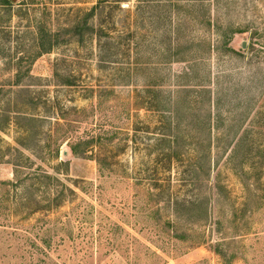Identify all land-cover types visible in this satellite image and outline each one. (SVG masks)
Instances as JSON below:
<instances>
[{"label":"rangeland","instance_id":"374dc122","mask_svg":"<svg viewBox=\"0 0 264 264\" xmlns=\"http://www.w3.org/2000/svg\"><path fill=\"white\" fill-rule=\"evenodd\" d=\"M100 1L16 0L3 20L12 33L0 36V182L33 172L15 177L16 165L41 167L75 195L56 206L0 187V264H264V0H130L123 10L111 0L87 26ZM39 23L62 45L35 58ZM93 24L111 34L102 49ZM17 49L21 81L6 61ZM195 86H212L229 116L213 122L211 177L196 132L165 120ZM79 142L82 157L70 148Z\"/></svg>","mask_w":264,"mask_h":264},{"label":"trees","instance_id":"16d2710c","mask_svg":"<svg viewBox=\"0 0 264 264\" xmlns=\"http://www.w3.org/2000/svg\"><path fill=\"white\" fill-rule=\"evenodd\" d=\"M111 0H101L97 5L93 6L90 10L86 11V22L87 26L89 25L90 18L93 19L94 16H96L97 12L100 11V9L105 8L104 6L106 3H109ZM130 2V0H115L114 5L118 7L120 10H123V4ZM16 3V0H0V36L7 34H11L8 32V28H6L3 24L5 23V18L7 16H12L14 15L13 13V8ZM147 2H139L137 9H136V14L138 15L140 12L142 13L146 9L149 8ZM4 20V21H3ZM3 21V22H2ZM85 22V23H86ZM7 30V32H6ZM35 38L37 42V55L35 58H39L45 54L52 53L55 49L60 47L62 44L59 42V33L54 32V30L47 28V26L43 25L42 23H39L37 27H35ZM11 31V30H9ZM89 31L91 32L92 38H96L97 42L100 45V49H102L103 46H107L109 44V40L106 41V39H110L111 34H107L106 29L103 26H95L94 24L90 26ZM230 44H228V47ZM4 46V44H3ZM2 47V44L0 42V48ZM6 47V44H5ZM231 51H234L232 48H229ZM1 54L4 55V49L0 50ZM13 51V50H12ZM173 51L178 53V50L173 48ZM3 53V54H2ZM19 49H17V54L18 55L16 58L15 56L10 57V59L6 58V61L9 65L11 66H16L17 67V80L21 81V76H22V70H21V65L23 64L24 58L20 56L22 54ZM103 59V58H101ZM6 63V64H7ZM193 66L189 67V71L185 73V77L189 78L193 76L195 78L197 71L200 69L202 66V61L196 60L194 62ZM29 73V72H28ZM67 86H72V82L68 80L66 83ZM192 91L185 92V95L183 96L182 100L179 102V104L176 106L174 111L171 113L170 116L166 117L165 120L167 121L169 128H171L175 131H180L182 128H187V129H193L194 132L197 134V138L194 137V145H195V150L197 155L199 156V159L203 162L201 164V167L199 166L200 170L202 173L206 172L207 169V175L211 177L212 175V166L213 163L211 162V159L213 158V133L215 131V125L213 124L214 119L217 118L220 122H225L227 121V118L229 116L223 115L224 112L221 109V106H217L214 102V92L212 90V86H195L193 89L191 88ZM217 103V102H216ZM152 104V103H151ZM183 111H188L189 114L192 116L193 123H187L186 126L182 125V114ZM20 119L30 121L31 123H36L39 122L40 120L33 117V116H20ZM1 128V127H0ZM25 135L26 137L30 138L32 136V130L30 129H25ZM199 134H204V137L201 135L198 136ZM248 131H243L240 134H237V140H243L244 136H248ZM180 137L177 136H172L170 139L167 141L170 143V147L173 148V151H175V145L177 144L175 141L179 140ZM96 141H99L97 138ZM238 141H237V147H238ZM94 142V137L91 143ZM18 144L23 147L26 150L32 151L30 147H28L26 144L23 142H18ZM81 146L80 142L79 143H73L71 144L70 148L72 153L77 156V157H82V155H87V151L82 150V152H79V147ZM200 148H197V147ZM87 147L88 144H87ZM237 147L231 151L232 154H229V163H232V160L236 158V152H237ZM10 149V148H9ZM87 149V148H86ZM237 149V150H236ZM262 148V146L260 147ZM11 150V149H10ZM9 150V151H10ZM27 163H29L31 166L33 164V161L30 157H27L21 150L16 149L15 150ZM34 151V150H33ZM57 155V154H56ZM177 155V154H174ZM179 155V154H178ZM177 155V156H178ZM36 157H38V154H35ZM56 158V156H54ZM231 157V158H230ZM99 164L100 161H98ZM17 168H15V177H18V171L17 169L19 168H24V169H30L33 172L29 173L27 175V183H25L24 180H19L17 179V182H5L1 181L0 182V187H14L17 190L20 189V191H25V194L28 193H46L50 195L52 198L51 203L55 202L56 206H61V199L65 196L66 192H69L71 195H75V190H73L71 187L65 185L60 181L57 177L52 176L49 174L47 171H45L41 167H37V169H34V167H23L22 165H16ZM199 171V170H197ZM196 171V172H197ZM216 186V185H215ZM221 190H226L227 187L221 186ZM57 196V197H56ZM47 199V198H46ZM29 199L27 197H22L21 202H26ZM60 200V201H59ZM38 203L40 204V201L37 200L36 198L34 199L32 204ZM29 203H26V205ZM53 207V204L52 206ZM42 209V208H41ZM216 253L220 256H226L224 252L219 249L218 247L216 248Z\"/></svg>","mask_w":264,"mask_h":264},{"label":"water","instance_id":"95a60500","mask_svg":"<svg viewBox=\"0 0 264 264\" xmlns=\"http://www.w3.org/2000/svg\"><path fill=\"white\" fill-rule=\"evenodd\" d=\"M245 47V46H244Z\"/></svg>","mask_w":264,"mask_h":264}]
</instances>
